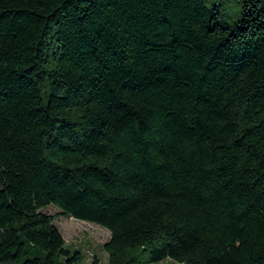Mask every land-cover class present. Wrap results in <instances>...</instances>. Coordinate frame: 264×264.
<instances>
[{
    "label": "trees",
    "instance_id": "obj_1",
    "mask_svg": "<svg viewBox=\"0 0 264 264\" xmlns=\"http://www.w3.org/2000/svg\"><path fill=\"white\" fill-rule=\"evenodd\" d=\"M264 264V0H0V264Z\"/></svg>",
    "mask_w": 264,
    "mask_h": 264
},
{
    "label": "rangeland",
    "instance_id": "obj_2",
    "mask_svg": "<svg viewBox=\"0 0 264 264\" xmlns=\"http://www.w3.org/2000/svg\"><path fill=\"white\" fill-rule=\"evenodd\" d=\"M46 213L56 216L55 224L60 230L65 243L73 249H80L83 253L81 264H108V254L104 245L110 241L111 233L89 222L76 220L61 215V211L51 205L44 210ZM158 264H179L166 259Z\"/></svg>",
    "mask_w": 264,
    "mask_h": 264
}]
</instances>
